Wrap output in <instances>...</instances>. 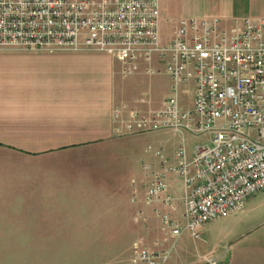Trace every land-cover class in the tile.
Returning a JSON list of instances; mask_svg holds the SVG:
<instances>
[{
  "label": "crops",
  "instance_id": "crops-1",
  "mask_svg": "<svg viewBox=\"0 0 264 264\" xmlns=\"http://www.w3.org/2000/svg\"><path fill=\"white\" fill-rule=\"evenodd\" d=\"M160 3L161 27L174 28L187 18L264 20V0ZM161 37L163 45L171 40ZM149 68L157 73L147 74ZM190 85V103L181 100L188 86L180 90L186 110L194 105L195 84ZM171 92V77L158 57L151 65L141 62L139 74L125 76L122 64L104 53L0 52V264H37V241L133 239L136 230L143 247L155 253L164 251L163 241L149 239L163 233L164 242H176L178 237L163 231L157 211L184 224L182 177L169 173L172 210L145 201L151 176L144 165L162 170L158 152L165 167L179 165L169 144L158 140L170 131L121 136L114 121L117 109L125 108V120L134 111L162 109ZM145 137L156 139L161 150H145ZM246 207L222 220L245 217ZM211 224L202 232H210ZM199 252L185 264H264V234H228L208 253Z\"/></svg>",
  "mask_w": 264,
  "mask_h": 264
},
{
  "label": "built area",
  "instance_id": "built-area-1",
  "mask_svg": "<svg viewBox=\"0 0 264 264\" xmlns=\"http://www.w3.org/2000/svg\"><path fill=\"white\" fill-rule=\"evenodd\" d=\"M104 53L122 64L123 74L140 73L158 57L172 80L164 107L148 114L114 113L121 136L171 131L210 134L211 144L185 150L179 165H144L151 176L146 202L175 206L169 173L182 177L185 223L157 211L163 231L195 240L211 223L242 211L264 193V20L187 18L162 44L160 0H0V52ZM149 75L157 72L149 68ZM195 84L192 109H184L180 90ZM151 149V148H149ZM169 254L136 244L129 264H166ZM211 264H219L208 259Z\"/></svg>",
  "mask_w": 264,
  "mask_h": 264
},
{
  "label": "rangeland",
  "instance_id": "rangeland-1",
  "mask_svg": "<svg viewBox=\"0 0 264 264\" xmlns=\"http://www.w3.org/2000/svg\"><path fill=\"white\" fill-rule=\"evenodd\" d=\"M161 33L164 38L172 37L173 26L164 23L161 27ZM186 88L189 90L182 93L181 100L184 103H190L193 85H188ZM161 92L159 91V96ZM187 95L189 96L187 97ZM158 140L169 144L171 154L176 155L184 149L186 156L189 158L197 146L211 144L212 137L210 134L194 136L190 133L180 134L170 131L160 134ZM157 143L158 141L153 137H145L141 145L145 150L150 146L161 150L160 145H157ZM261 204H264V193L248 202L245 217L216 221L217 223L211 224L212 230L210 232L203 231L201 233L202 240H195L189 232H185L178 237L176 242L172 237L164 242L163 233L149 239V241L155 245L159 243L158 238L163 241L164 251L159 253L166 252L169 254V260L166 264H185V260L190 255H195L197 251H200L201 254L208 253L216 243L227 238L228 234L234 238L240 235L249 236L251 239L259 234H264V208L258 207ZM155 230L157 231V227ZM226 243L227 241H225ZM136 244L143 246L137 237L136 230L133 239L37 241L38 251L42 253L38 254L36 260L37 264H129L130 255ZM49 249L53 250L52 255H47L46 252ZM25 259L23 262H25ZM204 263L211 264L208 260H205Z\"/></svg>",
  "mask_w": 264,
  "mask_h": 264
}]
</instances>
